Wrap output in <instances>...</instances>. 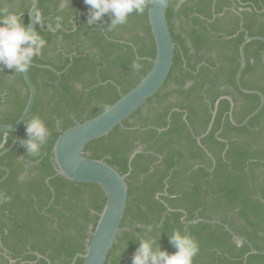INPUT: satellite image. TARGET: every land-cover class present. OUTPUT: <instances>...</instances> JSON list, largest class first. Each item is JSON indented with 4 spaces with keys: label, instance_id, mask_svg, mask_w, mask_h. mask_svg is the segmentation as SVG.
Instances as JSON below:
<instances>
[{
    "label": "trees",
    "instance_id": "trees-1",
    "mask_svg": "<svg viewBox=\"0 0 264 264\" xmlns=\"http://www.w3.org/2000/svg\"><path fill=\"white\" fill-rule=\"evenodd\" d=\"M30 6L19 0L7 11L22 13L28 24ZM147 7L108 31L107 14L100 25L87 24L84 0H37L35 28L47 44L28 68L36 97L26 119L41 117L51 135L31 155L18 141L26 138L22 123L15 144L0 155V264H82L105 195L95 183L58 174L53 144L148 73L155 44ZM57 15L62 27L50 32ZM166 19L174 54L164 84L84 149L127 174L126 208L105 264H132L146 237L172 253L176 230L198 241L193 264H264V254L252 252L264 251V104L243 123L264 97L263 41L245 44L239 78L241 88L257 92L236 83L245 36L264 37V0H170ZM138 58L139 72L131 69ZM28 95L22 73L0 71V124L18 120ZM223 96L232 99V110L222 98L213 115ZM14 135L0 131V152Z\"/></svg>",
    "mask_w": 264,
    "mask_h": 264
},
{
    "label": "water",
    "instance_id": "water-1",
    "mask_svg": "<svg viewBox=\"0 0 264 264\" xmlns=\"http://www.w3.org/2000/svg\"><path fill=\"white\" fill-rule=\"evenodd\" d=\"M31 7L27 12L29 23L35 27L34 11L37 7L36 0H30ZM170 0H149L147 7L148 23L155 44V55L151 60L152 65L148 73L127 93L121 95L111 106L98 115L83 122L76 123L61 132L52 148V159L57 173L65 178L76 182L97 184L105 195V202L101 209L97 222L91 231L90 239L86 245L84 254L81 255L82 264H105L120 230V224L124 216L127 202V174H121L116 168L103 159L89 157L84 149L88 142L97 139L110 132L115 126L120 125L138 108L144 105L148 98L152 97L164 84L173 62L174 42L166 19V9ZM251 40H261L263 36L246 35L239 47L240 65L236 73V83L241 88L239 78L245 65L244 46ZM28 87L29 95L26 105L18 118L12 124H0V131L14 132L12 143L0 152V155L8 151L16 142L18 129L27 118L36 97V88L28 70L22 73ZM243 92L252 93L254 90L241 88ZM260 93V92H258ZM259 107L253 111L244 121L256 114L264 104L261 95ZM226 98L233 108V101L228 96L220 97L215 103L212 114L215 115L216 106L220 99ZM230 118L236 124L231 116ZM138 150L131 154V158ZM197 222V221H194ZM232 236L240 241H246L243 237L234 234L229 227L225 226ZM253 253L264 254V251L252 248Z\"/></svg>",
    "mask_w": 264,
    "mask_h": 264
},
{
    "label": "clouds",
    "instance_id": "clouds-1",
    "mask_svg": "<svg viewBox=\"0 0 264 264\" xmlns=\"http://www.w3.org/2000/svg\"><path fill=\"white\" fill-rule=\"evenodd\" d=\"M148 0H84L88 6V25H100L105 15L111 17L108 31L128 22L135 13L143 15ZM34 22L41 20L39 13L33 15ZM63 16L57 15L55 23H48L47 30L55 32L61 29ZM74 27L76 25H73ZM47 44L44 36L35 27L23 22V14L14 11L0 10V71L4 68L14 69V73H24L34 58L40 55ZM143 64L139 58L131 64L133 71H141ZM62 122L57 121V126ZM26 138L18 139L27 153L39 155L50 138V130L46 122L39 116H31L23 121ZM147 231H153L149 225ZM169 242L176 249L169 253L152 237L142 238L132 257V264H193L194 257L199 253V243L187 232L174 231Z\"/></svg>",
    "mask_w": 264,
    "mask_h": 264
},
{
    "label": "flooded vegetation",
    "instance_id": "flooded-vegetation-1",
    "mask_svg": "<svg viewBox=\"0 0 264 264\" xmlns=\"http://www.w3.org/2000/svg\"><path fill=\"white\" fill-rule=\"evenodd\" d=\"M28 1L31 3L30 0H28ZM18 2H19V0H0V9H6L7 10V9L15 8L17 6Z\"/></svg>",
    "mask_w": 264,
    "mask_h": 264
}]
</instances>
